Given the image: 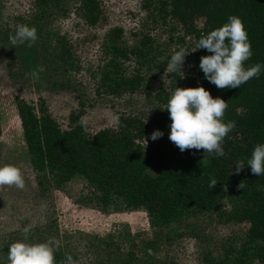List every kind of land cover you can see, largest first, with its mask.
Segmentation results:
<instances>
[{
  "label": "rangeland",
  "instance_id": "1",
  "mask_svg": "<svg viewBox=\"0 0 264 264\" xmlns=\"http://www.w3.org/2000/svg\"><path fill=\"white\" fill-rule=\"evenodd\" d=\"M78 1L60 0V12L67 11L68 16L59 17L57 8L50 16H40L34 10V0H0V166H16L25 181L23 188L0 186V264H8L7 247L18 240L58 241L54 251L61 254L62 261L57 264H68L67 257H71V264H217L233 259L248 229L247 224L230 216L237 205L232 195L237 184L234 180L227 185L218 209L191 211L164 224H152L142 211L112 212L96 207L87 198L88 188L81 178L60 187L47 179L42 186L37 185L31 156L24 150L15 97L34 104L42 101L62 129H68L69 115L80 110L90 133L112 127L113 114L151 122L160 113L154 97L165 73L154 68V63L147 64L136 92L114 95L97 91L98 76L106 62L101 47L104 36L121 28L127 45L133 46L143 34L150 33L161 50L156 63L184 48L187 54L178 72L182 77L195 41L173 23H151L142 8L143 0H97L100 17L95 26L78 18ZM20 24L36 28L37 39L30 47L11 43L10 36ZM62 41L67 56L78 66L71 74L64 64L66 59L60 57ZM39 66L44 70L34 77L32 73ZM136 70L135 59L124 66L127 74ZM24 228H28L27 235ZM244 259V264H264L253 258L251 250Z\"/></svg>",
  "mask_w": 264,
  "mask_h": 264
},
{
  "label": "trees",
  "instance_id": "2",
  "mask_svg": "<svg viewBox=\"0 0 264 264\" xmlns=\"http://www.w3.org/2000/svg\"><path fill=\"white\" fill-rule=\"evenodd\" d=\"M34 4L40 16H50L56 8L59 17L68 16L67 11L60 12V0H34ZM142 8L151 23H173L194 38L186 61L187 72L183 77L178 72H166L170 57L156 63L161 50L156 48L150 33L129 46L122 29L115 28L106 33L101 45L106 62L98 76L97 91L134 93L144 80L145 66L154 63V68L165 73L154 97L161 108L154 120L119 116L118 127L90 133L81 123L80 110L69 115L68 129H62L42 101L34 104L15 97L14 110L24 150L31 156L30 164L37 174V185L42 186L47 179L60 187L81 178L88 188L87 198L96 207L112 212L142 211L152 224H164L191 211L206 213L218 209L226 197L227 185L234 180L237 184L232 195L237 205L230 210V216L237 223L247 224L248 229L235 257L217 264H244L248 250L253 258L264 261V174L257 177L247 165L239 173L234 168L237 161L250 157L256 144L264 143V68L258 78L249 79L239 88L219 89L198 68L200 57L211 53L202 48L192 51L201 35L222 26L228 16L234 15L241 19L253 53L245 66L264 65V0H143ZM76 10L85 23H98L97 0H79ZM60 45V57L66 59L69 74L78 71L75 60L66 54L65 42ZM133 59L137 70L127 74L124 66ZM197 86L211 97L224 100L227 108L222 119L235 122L223 139L224 156H204L203 149L194 148L181 152L168 139L171 121L164 106L170 91ZM1 118L0 115V136ZM156 130L163 135L149 139ZM212 179L217 183L209 188ZM60 259L61 254L54 251L55 264Z\"/></svg>",
  "mask_w": 264,
  "mask_h": 264
},
{
  "label": "clouds",
  "instance_id": "3",
  "mask_svg": "<svg viewBox=\"0 0 264 264\" xmlns=\"http://www.w3.org/2000/svg\"><path fill=\"white\" fill-rule=\"evenodd\" d=\"M37 39L36 28L25 24L17 25L14 35L10 36L13 45L31 46ZM205 49L211 55H203L199 59L198 68L204 78L219 89L239 88L253 77H259L264 65L260 63L245 66V61L253 55L247 32L241 19L230 15L220 27L210 30L200 36L192 51ZM184 48L174 51L166 65L168 72H180L186 56ZM43 66L33 71L34 77L42 72ZM181 73V72H180ZM227 103L219 97L213 98L202 86L195 88L175 87L170 91L164 109H167L170 119L168 125V139L179 148L181 152L187 149H203L205 155L224 156L222 147L224 137L234 128V121L225 122L224 116ZM82 125L86 123L81 121ZM113 127L120 124L119 116L113 114L110 118ZM159 130L153 131L149 139L155 140L162 136ZM144 143L146 140L143 138ZM247 165L250 172L257 177L264 174V143L256 144L250 157L237 161L235 172L239 173ZM24 178L19 168L13 165L0 166V186L14 185L16 188L24 187ZM217 181L210 180L209 188ZM240 187V185L238 186ZM25 235L28 228L22 230ZM52 241L28 243L18 240L8 245V264H55L54 247ZM71 264V257H67Z\"/></svg>",
  "mask_w": 264,
  "mask_h": 264
}]
</instances>
